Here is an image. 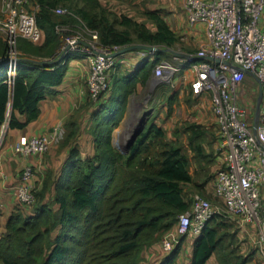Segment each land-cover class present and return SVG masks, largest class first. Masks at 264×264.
I'll use <instances>...</instances> for the list:
<instances>
[{"label": "trees", "instance_id": "1", "mask_svg": "<svg viewBox=\"0 0 264 264\" xmlns=\"http://www.w3.org/2000/svg\"><path fill=\"white\" fill-rule=\"evenodd\" d=\"M30 2L36 6L35 21L42 38L38 43L17 39L18 61L10 85L5 81L7 45L0 38V126L7 123L8 129H22L37 117L39 101L53 94L52 88L61 83L68 60L80 54L69 51L58 59L63 37L68 34L60 33L57 27L75 23L76 18L71 14H55L54 9L58 5L74 6V1ZM74 7L75 15L97 31L101 45L122 48L142 43L168 48L178 42V34L156 10L144 12L150 27L132 17L110 19L86 7ZM152 55V60H143L122 74H116L114 68L108 89L98 101L89 100L92 113L88 132L93 152L88 156L80 154L72 142L78 131L74 127L62 142L70 144L65 159L57 171L46 170L32 206L15 198L21 207L10 213L0 236V264H141L147 248L151 263L176 264L186 236L168 252L162 250L160 238L175 228L178 214L190 205L183 185L190 183L203 190L209 180L207 177L198 183L189 170L190 163L201 166L219 159L213 180L222 163V151L206 150V145H210L208 141L204 144L207 131L200 124L187 123L189 156L181 143L167 138L166 130L157 123L155 108L128 152L112 145V131L123 118L129 95L170 54L155 51ZM167 92L166 114L170 115L178 91ZM184 97L187 104L196 99L190 84ZM246 98L255 100L251 93ZM253 112L254 103L248 117ZM214 124L217 138L218 126L215 121ZM222 217L213 216L198 235L190 236L187 264H208L214 257L216 264H260L250 239L245 237L251 252L246 255L240 252L237 228ZM155 249L162 255L159 252L152 258Z\"/></svg>", "mask_w": 264, "mask_h": 264}, {"label": "built area", "instance_id": "2", "mask_svg": "<svg viewBox=\"0 0 264 264\" xmlns=\"http://www.w3.org/2000/svg\"><path fill=\"white\" fill-rule=\"evenodd\" d=\"M183 4L188 24L202 26L205 42L194 52H184L185 57L170 53L169 58L154 66L153 76L171 78L184 68L187 72L183 79L189 73L193 75L190 80L192 93L195 96L209 94L211 112L218 126L217 146L222 151V163L212 183L213 195L228 213L227 217L236 218L239 227L249 235L260 264H264V0H183ZM35 9L36 6H29V0H1L0 38L7 45L4 59L8 85L16 73L17 39L38 43L42 38L35 21ZM54 12L73 15L89 34L98 38L97 31L88 28L72 12L61 6ZM62 27L60 25L57 30L63 34ZM81 38L79 35L64 36L58 59L69 51L80 52L86 57L89 65L87 92L96 102L109 87L111 71L116 65L112 52L120 48L101 44L96 48ZM246 75L255 76L261 90L255 134L253 116L248 117L251 104L244 101L242 80ZM62 137L63 129L56 124L46 133L20 138L12 149L23 157L40 155ZM4 179L7 175L0 172V180ZM11 187L20 203L31 205L35 202L31 164L23 165ZM221 206L198 193L193 194L189 207L178 214L175 228L161 236L162 250L168 252L183 237L198 235L210 218L221 215Z\"/></svg>", "mask_w": 264, "mask_h": 264}, {"label": "crops", "instance_id": "3", "mask_svg": "<svg viewBox=\"0 0 264 264\" xmlns=\"http://www.w3.org/2000/svg\"><path fill=\"white\" fill-rule=\"evenodd\" d=\"M170 3L173 4L172 1ZM32 6V8L35 7L33 4ZM180 8L181 12L175 8V17L177 19L174 24L167 23L173 31L182 37V47L184 50L198 49V47L205 42L203 28L199 25L190 26L188 24L183 0H180ZM152 56V52L147 50L126 51L115 56L116 65L114 72L116 74H122L126 71L132 70L143 60H152ZM167 58L169 57L167 56L163 59ZM88 70L89 65L85 56L79 54L70 58L67 62L61 83L52 88L53 94H49L39 101V113L34 120L30 121L22 129H8L6 128L7 123L0 126V172H4L7 175V179L0 180V236L5 231V223L10 213L18 207H21L17 205L18 203L15 199L14 190L10 183L17 179L18 174L25 163H29L33 166L34 181H38V187H40L41 179L47 169L57 171L58 168H60L70 146L66 141V144L64 145H62V142L65 139L64 137L68 135V132L74 127H78V131L76 137L72 139V142L78 146L80 154L82 156H88L93 152L92 136L90 132H88V128L91 126L92 113V106L89 105L90 98L86 87ZM186 72L187 70L183 68L182 70L175 72L171 78L161 79L158 83L151 85L150 80L151 76H153L152 70L149 79L144 84L138 83L135 91L131 93L127 99L123 118L119 125L112 131V144L114 143L115 137L119 138L117 145V148L119 149L123 144L124 135L128 134L133 129L132 122L134 120L137 121L135 124L136 126L143 113L152 109L151 113L147 115L146 123L148 122V118L152 114L154 107L147 110L143 109L141 115L137 118H134L133 116V112L140 108V101L136 102L135 99L138 98L143 91L151 93L152 91L158 90L161 86L165 91L163 93L166 94L168 89L170 90L175 86L180 87L177 101L181 104L180 108L183 109L185 103L182 100V96L185 95L188 87L183 85V82H190L191 77L193 76L189 73L186 78L187 81H184L186 79H183V77ZM245 77H251L256 83L251 75H246ZM205 94L207 93L204 92L199 96H196V99L190 103L191 108L196 110L210 108V103H207L204 100H202V103L201 101L198 103V99ZM246 94L249 96V89ZM246 94L244 101H248L251 105L254 103L255 105V101L253 102L251 99L246 98ZM164 96L165 95H163L160 100V104L162 105L161 114L162 111L166 109L165 105L162 104ZM199 112L201 111L199 110ZM56 124H59L62 127L63 137L60 142L54 144L47 152L40 155L23 157L15 153L12 149L13 144L20 138L46 133ZM115 146L116 145H114V147Z\"/></svg>", "mask_w": 264, "mask_h": 264}, {"label": "rangeland", "instance_id": "4", "mask_svg": "<svg viewBox=\"0 0 264 264\" xmlns=\"http://www.w3.org/2000/svg\"><path fill=\"white\" fill-rule=\"evenodd\" d=\"M73 1H74L73 2L74 6L76 5L77 7H81V6L86 7L87 9H89L93 12L105 14L110 19L120 18L121 16H128V17H132L133 19H136L137 21L144 22L149 26L151 24H150V21L148 20L147 16L144 14L145 10H156L160 15L163 16L165 21L168 22L169 24L170 23L174 24V22L176 21V19H177L175 17L176 10L181 12L180 0H73ZM171 1L175 6L170 3ZM0 6H1V0H0ZM29 6L32 8V3L30 2V0H29ZM58 6H61V7L65 8L66 10L75 14L74 9H73L75 7L73 5L68 4V6H65V5H58ZM175 8H176V10H175ZM55 14H57V13H55ZM66 14L67 13L58 14V15H66ZM1 16H2V13L0 11V17ZM74 18H76V17H74ZM75 21H76L75 23H69V24L63 25V27H62V28H64L63 32H66L68 34V36L79 35L80 37L85 39L84 40L81 38L85 42L92 43L93 46H95L96 48L101 47L100 44L98 43V38H95L92 34H89L85 30V28L83 27L82 23L79 20L75 19ZM176 34H178V33H176ZM63 43H64V41H63ZM182 44H183L182 37L178 34V42L175 44L174 47H168V48H171L172 50H176L179 52H185L184 50H182V48H183ZM74 50H79V49H74ZM167 56L169 57V55H167ZM184 81H187V79ZM183 83H184L183 85H185L186 87L190 84V82H188V81L186 83L185 82H183ZM242 85H243L242 87L244 88L245 93H247V91L249 89V93H251V96L252 97L254 96V98H256V96H257V84L253 81V79L251 77H244L242 80ZM163 89L164 88H162L160 86L158 88V90L152 91L151 93L148 91H143L140 94V96L135 99L136 102L140 101V103H139L140 108L137 111L133 112L134 118L139 117L141 115L143 109L147 110L151 107H154L155 108L154 111H158V116H159L157 123L164 127V129L167 132V138L174 140L177 143H181L189 156H191V151L188 150V148H187L188 131L185 129V125L187 123L200 124L201 127H203L204 130H206L207 134H208L205 137L204 144L207 141L210 142V145H208V146L205 144L206 150H208L209 152H212V153H213V151H219L218 146H217V142H216V140H217V138H216V127L214 124V118H213L211 109L210 108L199 109L201 111V112H199V110L191 108V106H190L191 104L185 103V101H184L185 97L182 96V100L185 103L183 109L180 108L181 104L178 103V101H176V102H173V104L175 103V105H174L173 111L170 115L166 114V109L164 111H162V114H161V109H162V105L160 104L161 97H163V95H165L164 99L162 101V102H164L162 104L165 105L166 100H167L166 95H167V93H169V92H166V94H164L163 92H165V91ZM171 89H173V90L176 89L177 91H179L180 87L175 86V87H172ZM168 91H169V89H168ZM178 93L179 92H177V98H178ZM209 99H210V97H209V94L207 93L198 99V103H199V101H201V103H202V100H204L207 103H210ZM192 101H194V100H192ZM253 101H255V100H253ZM165 108H166V106H165ZM136 123H137V121H135V120L132 122V124H133L132 128H134ZM176 130H178V131L176 132ZM118 139L119 138L115 137L114 143L112 144L113 146L116 145L115 147H117ZM197 165H198L197 163H193L192 161L190 163L189 170L193 174V177L198 178L197 179L198 183H200L201 181L203 182L207 177L209 178V180L207 181V183L205 181V185H204L203 190H198L195 186H193L190 183L184 184L183 190L185 192L186 199L191 200L192 195L195 193H198L201 196L207 198L208 200H210L214 203H217L221 206L219 200L214 198L213 187H212V183H213L212 177H213V173L215 172V170L219 166V159L217 161H212L210 163L208 162L207 164H202L201 166H197ZM41 182H42V179H41ZM34 183L36 186V190H38V181L37 182L34 181ZM27 206H32V204L27 205ZM221 210H223V211L221 212L220 216H223L222 218L227 220V221H231L234 224V227L237 228V239H238V243L240 246V252L243 255L248 254L249 252H251L252 249L248 245V242L246 241L245 237L247 238V240H249V238H250L249 235L241 227L239 228V224H238V221L236 218H234L232 216H229L230 218L227 217L228 213L225 212V210L222 206H221ZM191 238L192 237H190V236H186V238H184V241L182 244V249L180 252V256H179L176 264H187L188 257L190 254L189 242H190ZM155 248L158 249L159 246H157ZM157 249H155L152 252L153 253L152 258L159 255L160 251H158ZM147 250H148V248L145 249V251L142 253L141 264H153V261L151 263V259L147 257V253H148ZM161 255L162 254L160 252V256ZM255 256H257V254H255ZM214 258L209 260L208 264H216V261ZM252 264H256V262L252 263Z\"/></svg>", "mask_w": 264, "mask_h": 264}, {"label": "water", "instance_id": "5", "mask_svg": "<svg viewBox=\"0 0 264 264\" xmlns=\"http://www.w3.org/2000/svg\"><path fill=\"white\" fill-rule=\"evenodd\" d=\"M129 50H147V51L152 52V53L155 51H166L169 53L176 54L180 57H185V55H186L184 52L172 50L171 48L160 47V46H155V45H147V44H142V43H135V44H129L127 46H124V47L112 52V55L118 56V55H120L126 51H129ZM166 78H169V76L164 75L162 78H157V77L151 76L150 83H151V85H154V84L158 83L159 81H161V79H166ZM253 78L255 79L256 83H258L257 78L255 76H253ZM261 101H262L261 90H260L259 85L257 84V96L255 98V105H254V112H253V124H252V131L254 134L256 133V128H257V124H258V120H259V114H260V110H261ZM151 111H152V109L143 113L141 119L139 120V123L128 134L124 135L123 144L119 148V150L121 152H123V153L128 152L131 144L134 142L136 137L139 135V133L144 128V125L147 121V115L150 114Z\"/></svg>", "mask_w": 264, "mask_h": 264}]
</instances>
